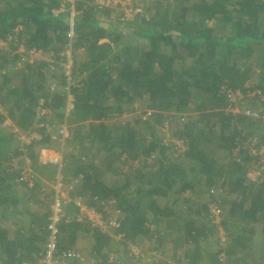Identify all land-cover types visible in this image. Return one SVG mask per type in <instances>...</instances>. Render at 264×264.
<instances>
[{"label": "trees", "instance_id": "trees-1", "mask_svg": "<svg viewBox=\"0 0 264 264\" xmlns=\"http://www.w3.org/2000/svg\"><path fill=\"white\" fill-rule=\"evenodd\" d=\"M91 2L77 1L82 14L76 18L74 36L70 39V12L66 10L56 17L52 14L62 0H0V41L8 45L6 51L0 48V128H5L4 124L16 119L18 114L33 112L35 117L39 100H44L47 106L53 104L55 109L61 108L67 92L81 88L77 100L73 96L75 108L82 106L77 121H85L90 116L92 119L75 132L68 148L70 159L67 157L64 162L60 176L73 185L77 194L88 196H84L86 201L97 197L99 203L103 202L101 206H94L100 210L104 203L117 204L120 227L114 234L124 235L123 256L134 263L127 251L130 243L142 246L145 240L154 239L159 244L153 248L162 247L157 230L170 223L181 231L193 250L191 256L175 263L182 260L198 264L202 259L201 242H207L215 232L209 222L207 202L217 199L222 204L234 195L224 217V227L233 235L227 256L230 264L231 259L249 264L251 260L246 254L241 260L235 257L246 252L257 234L247 228L249 224L263 222L259 233L263 244L264 177L252 181L248 177L250 157L241 152L244 154L236 162L231 154L239 143L264 144V121L254 123L242 116L233 118L220 109L227 104L222 88L235 90L253 83L249 61L259 52L261 55L255 60L263 82L259 88L264 92V0H174L179 3L177 15L167 3L161 8L160 16L149 19L145 18L149 14L143 7L144 17L137 16L123 25L122 33L112 24L109 28L103 25L116 10L100 11L85 6ZM133 37L143 40L138 48L128 44ZM121 38L126 46L122 44L124 61L118 72L122 58L113 53L111 45L120 44ZM103 39L108 42L100 44ZM21 46L25 53H16ZM68 48L72 50V78L83 84L79 87L71 85L62 69H52L46 60L51 57L59 61L61 53ZM29 51L39 53L40 57L32 58ZM13 71L21 77L17 83L21 88L16 91ZM134 105L146 112L143 113L145 120L136 119L133 125L105 122ZM259 106L264 110V101ZM87 108L93 113L88 115ZM165 116L170 119L172 143L161 140L158 126H162ZM43 125L41 139L26 146V149L38 147V157L40 149L52 148L56 144L53 141H58L50 140L51 131L56 130L47 123ZM248 125L251 127H245ZM14 136L19 139L18 133ZM9 140L4 141L3 148L10 142L11 149ZM100 148L107 157H113L112 164L105 168L114 177L108 182L93 181L87 172L96 165L94 160L100 156ZM13 149L9 151L13 152V162H8L1 171L0 188L4 185L6 191L0 189V207L11 212L13 209L20 218L19 203H29L33 198L25 193L26 200L21 201V190L31 194L39 183L37 175L52 166H44L33 152L29 153L34 186L28 187L18 173L21 161L17 163L16 158L20 151ZM122 156L125 161L120 160ZM80 176L84 177L82 184ZM201 178L213 180L211 186H216L222 194L200 191L197 180ZM190 191L193 196L185 199ZM69 204L74 207L73 203ZM75 214L76 208L73 215L66 212L71 220L59 225L57 250L78 251L74 244L85 233L87 238L93 237L96 255L104 248L111 252L112 243L116 242L91 223L74 220ZM0 216L5 220L6 214ZM48 236V225L31 226L24 230L22 239L16 238L13 242L0 230V264H20L25 258L26 262L37 258ZM260 250L264 260V248ZM71 264L86 263L75 259Z\"/></svg>", "mask_w": 264, "mask_h": 264}, {"label": "crops", "instance_id": "crops-1", "mask_svg": "<svg viewBox=\"0 0 264 264\" xmlns=\"http://www.w3.org/2000/svg\"><path fill=\"white\" fill-rule=\"evenodd\" d=\"M128 3L129 4L131 3L133 7H142V8L144 7L149 14V15L145 16V18H148V19L151 18L152 16L153 17L160 16V12L166 6L167 3L172 5V12H174V15H177V13L179 12V8H178L179 3L174 2V0H128ZM115 12L116 13H115V15H113V17L110 16V18H106L104 20L103 25L105 28H109L110 24H112V26L117 27L119 29L118 31L120 33H122L123 32L122 28L129 22H123L124 17L122 16V13L120 10H116ZM126 34H127V32L125 33V35ZM121 37H122V35H121ZM132 40L135 42H133ZM142 41L143 40H139V39H136V37H133V39H131V43H133L131 46L138 48ZM106 42H108V39L100 40V44H103ZM136 42H138L139 45L136 44ZM119 43L120 44H112L111 45L113 53L115 52V54L117 56H120L122 58V60H121L122 62L120 64H118V66H117L118 72L120 71V69L122 67V63L124 61V56L122 54V50H123L122 44H124V47L126 46V43H124V40L122 38H121ZM131 43H128V44L130 45ZM128 48L131 49V47H128ZM140 49H142V48H139V50ZM131 52H134L133 48L131 49ZM12 73H14V77H13V86H14L17 83H20L21 77L18 76L14 71ZM0 81H1V79H0ZM71 85L79 87V85H83V84H79V79H77L75 81V83H71ZM14 87H15V91H16L18 87L21 88V85L17 84V86H14ZM63 90L64 89L62 88V92H63ZM80 90H81V88H77L76 90H73V92L70 90L69 91L71 92L70 94L73 95L77 100V92H80ZM4 94H5V91L3 92V95ZM40 102H43L44 105L47 106V104L45 103L44 100H39L38 103L36 104V107ZM251 105L257 106L258 105L257 101H254L252 104L250 103V106ZM81 107L78 106L77 109L75 108L76 110L74 109V111L67 113L65 111L66 102L63 104V107L56 108V109L53 107V104L49 103L47 106L49 113L42 116L38 122H35L38 119L36 117L37 110L35 108V117H34L33 112H30V113L25 112L23 114H18L16 116V119L8 120V123L4 124L5 128H3V127L0 128V141H1L0 146L2 148L1 152H3V154L0 152L1 153L0 154V163H1L0 164V177L2 176L1 171L3 169H5L8 165L7 163L13 162V159L11 157L13 152L11 153L9 151H11L12 147H14V149H13L14 152L16 150L19 151L20 147L22 146V143L19 141V139L17 140L15 138L14 134L18 133L19 136L21 135V137L23 136L26 139H30V140H34L39 135L40 139H41V130L43 129V127H41L38 132H35L34 130H36L37 124L39 122L44 121L47 124L51 125L52 130L56 129L55 125L63 126L70 135V138H67L65 140L60 139L58 141H53L54 139H52V137L50 138V140H52L53 142H56V144L54 143L52 148H48V149H50L52 151H57L58 153H60L61 157L63 158L62 165H61V167H54V166L48 167V168H46L45 172L41 173L40 176H38L39 175L38 174L37 179L39 180V183H37L35 189H33V191H31L32 192L31 194L29 192L27 193V192L21 190V194H20L21 197H19L21 201L26 200V198L24 196L25 193L28 195H31L33 198L31 199V201L29 203H26V202H25L26 204L24 202L19 203L18 208L20 210V218L17 216L16 211H14L13 209L11 212L8 210L5 211V207H0V215L6 214V218H4L5 220L1 219V218H3V216H0V230H3V232L7 233L8 241L13 242L14 240H16V238L22 239V233L24 232V230L31 227V226L42 227V226L48 225V217L50 214L48 205L56 197L55 191L53 190V185L56 182L58 176L61 175L60 172L63 169V166L65 165L64 162H66L67 157L70 156L68 154L70 152V149H68V148L71 145V143L74 141V139H75L74 134L79 129V126L84 125L86 123V121H91L90 119H92V118H90L91 117L90 116L85 121H82V122L77 121L78 117L82 113ZM126 109H127V107L125 108V110ZM86 112H88V115L93 113V111L91 109H88V108H87ZM129 113H132V114H129ZM134 113H136V112H133L132 110L125 111L120 116L116 115V116L112 117V119L110 121L105 120V122L124 124L126 122H129V119L135 118V117L137 118V120H143V119L145 120V118H143V117H145L143 114L140 115V117H137V115L134 117ZM122 115H130L133 117H130L126 121L125 120L122 121L121 118H119ZM127 117H129V116H127ZM132 121L135 122V120H132ZM46 123H42V125L46 124ZM130 124L133 125V123H130ZM154 126H158V125L154 124ZM158 128L160 130L161 140L163 142H166L167 137L171 136L170 126H167V125L166 126H160V127L158 126ZM15 129H17V131H15ZM55 132L56 131H51L50 134L55 133ZM53 135H55V134H53ZM7 137L10 139L9 141L12 142L11 149H10V142L7 144V146L5 148H3L4 141L8 140ZM34 141H38V138H36ZM37 145L39 146V144H37ZM32 149H33L32 147H31V149H28L27 154L29 155V153H30V155H31V153L33 152V154L36 157H38L37 151L39 148L37 147L36 149H33V150ZM91 150L92 149L89 150V154L91 153V155H92ZM93 150H94V148H93ZM98 151L100 152V156H97L96 160H94V163L96 165H94L93 169L90 170L91 172L87 171L88 175L90 176V178L93 181H96V180H101L103 182L111 181V179H113L114 177H112L110 172L105 171V168L107 165L109 166L110 164H112L110 161L113 160L112 159L113 157H111L110 155L107 157L103 148L98 149ZM68 159H70V157H68ZM125 159H126L125 156H122L120 158L121 161H125ZM134 165H136V164H134ZM69 174L72 175L73 173L69 172ZM79 178H80V181L82 184L84 177L80 176ZM201 181L197 180V183H199L198 184L199 190L200 191H202L203 189H204L203 191H206L207 189L209 190L213 180H211V179L206 180L205 178H201ZM65 182H66V186L68 185L69 194L73 195V197H76L77 199H81V200L84 198V196L88 197L86 195L83 196V194H79V193L77 194V192H75L76 189L75 188L73 189V187H72L73 185L69 184V182H67V181H65ZM72 182H73V180H72ZM3 187H4V185L1 186V188L3 189L1 192L6 191L5 187L4 188ZM20 189H24V188H20ZM43 189H45V191H43ZM232 196H234V195H232ZM232 196H229V199L226 198L222 202V204L224 206L225 213L228 211L229 208H231V205L233 203V199H235ZM86 199L84 198L83 200L88 205L93 206V207L94 206H101V204L103 203V202L99 203V201L97 200V197H93L92 201L90 199L88 201H86ZM67 205L65 206V211L67 213H69L70 215H73L74 211H75V208H74L75 206L73 207L70 204H67ZM104 205H105V203H104ZM114 207L117 209V204H115ZM3 222H4V224H2ZM262 223L261 224H249V225H247L248 229L251 228V229L255 230V232L257 234H256V236H253V242L251 241L249 243L250 247L246 249V252H244L240 255H237L235 257L237 260H238V258H240V260H241V257L244 254H246V256L249 257L248 260H251L249 262V264H257L258 262H259L258 264H264V260L262 259L261 255H260L261 254L260 248L261 247L264 248V239H263V244H261L262 238H261V235L259 234V233H261V230L263 228ZM162 228L157 230V234L158 235L160 234V236H161V238H159V239L161 241L160 245L162 247H159L156 249L153 248L155 245L159 244L158 242H156L157 240H154V239L145 240L143 242V245L139 246V247L142 249V251H144L145 253H148V254L153 253V252L159 253L160 256L154 261L153 264H182V263H184V261L182 262V260L180 263H175V261L180 260V259L185 260L187 258V256H191L192 255L191 253L193 251L191 245L187 244V242H185V240L183 238L184 236H182L183 234H181V231H178V229L174 225H170V223H167L165 225V228H163V229ZM225 230H226V228H225ZM226 232L229 236V244H228V247H229L230 243H232L231 240L233 238V235H232V233L228 232L227 230H226ZM123 243H124V241L116 242V244L112 243L114 245V247H113V249H111L112 250L111 252L109 251V248H104L101 252L97 253V255H96V253L93 251V246H94L93 237L90 236L89 238H87L86 234L82 233L80 235V237L78 238V240L76 241V243L74 244V249L80 251L85 256H93V257L96 256V258L103 263L107 262L109 254H116L118 256V264H127V263L128 264H138V263H135V261H134V263H132V260L128 261V258L126 259L123 256L124 251H122V247H121V245ZM215 245H216V241L214 238V234H213V237L210 236L208 238L207 242L206 241L201 242L199 250L202 253V259L199 261L198 264H218L217 259L215 258L216 257L215 256V253H216ZM228 247H227L226 251L228 250ZM34 259H35V257L31 261H33ZM26 261H28L27 258L23 259V261H21L20 264H24ZM231 262H232V264H244L243 262H235V259L234 260L231 259ZM246 264H247V262H246Z\"/></svg>", "mask_w": 264, "mask_h": 264}, {"label": "built area", "instance_id": "built-area-1", "mask_svg": "<svg viewBox=\"0 0 264 264\" xmlns=\"http://www.w3.org/2000/svg\"><path fill=\"white\" fill-rule=\"evenodd\" d=\"M78 0H62L60 7L58 9L52 10L53 16H58L60 13L66 12L68 10L70 12V39L74 36V24L77 16L82 14L81 10H78L76 4ZM69 5L70 7L66 8ZM85 6H93L95 10H103V9H114L120 10L122 16L124 17L123 22L133 21L137 16L143 17V8L142 7H133L132 4L128 3V0H92L91 3H88ZM71 45V44H70ZM5 50L6 47H0ZM22 54L25 53V49L21 46L18 52ZM28 54L34 58H39V53L28 52ZM46 60L51 63V68L55 69V67L62 69L66 79L70 83H75L77 79H73V58H72V50L68 48L64 52L61 53L59 61L55 62L51 59V57H47ZM81 79V78H80ZM246 88V89H245ZM70 93V92H69ZM222 93L226 94L227 104L225 105L223 111L226 114H230L232 116L241 115L247 118L249 121L261 122L264 121V110L261 106H259L264 101V92L260 89H257L253 85L246 84L242 89H222ZM254 101H258V106H250ZM75 99L73 95H67V105L66 112L70 113L75 109ZM36 117L39 120L45 114H48L49 111L43 102H40L37 107ZM44 127V125L40 124V128ZM60 137L54 136V139H67L69 134L64 127H61L58 131ZM38 141L40 140V136L38 135ZM35 138V139H36ZM34 139V140H35ZM20 142L22 141L23 147L21 148L20 155L16 158V162L21 161V165L18 167V173L20 175V179L24 181V183L28 187H33L34 179H33V169L31 168V159L27 156L26 146L30 145L34 140L26 139L25 137H19ZM26 142V143H25ZM244 152L250 157L251 162L249 163V167L251 168L248 174V177L252 181H257L259 176L260 179L264 177V144H259L256 141H247L246 143H239L233 149L231 154L232 158L236 162L240 161L242 156L241 153ZM39 161L44 166H54L61 167L63 159L59 153L51 151L47 148H43L39 151ZM260 179H258L260 181ZM74 183H77L74 181ZM53 190L55 191L56 197L52 202L49 203V217H48V231L49 236L47 238V244L44 250L41 251V254L37 256L33 261L25 262L24 264H71V261L77 259L81 263L86 264H118V256L116 254H109L106 263L101 262L96 257L93 256H85L79 251H70V252H60L57 250V235L59 233V225L63 223L64 220H71L65 212V206L69 203H73L76 208V214L74 216V220L78 222H89L92 224L93 228H97L103 234H108L115 242L123 241L122 234H114L116 230L120 227L119 222V213L117 209L114 207L115 202L111 201L107 205L105 204L102 210L87 205L81 199H71L69 194L68 185L66 186L65 180L59 175L56 182L53 185ZM45 191V189H43ZM222 191L218 189L216 186H212L210 188V195H217V193ZM193 193L187 192L185 194V199L191 198ZM207 212L210 224L214 227V231L216 234V258L218 264H230L226 249L229 244V236L224 227V208L221 202L217 199H210L207 202ZM127 250L129 252L130 257H133L135 263L138 264H153L154 261L158 258L155 254L151 255L142 251V249L135 244L127 245ZM88 261V262H87ZM182 264H188L186 262Z\"/></svg>", "mask_w": 264, "mask_h": 264}, {"label": "rangeland", "instance_id": "rangeland-1", "mask_svg": "<svg viewBox=\"0 0 264 264\" xmlns=\"http://www.w3.org/2000/svg\"><path fill=\"white\" fill-rule=\"evenodd\" d=\"M133 42H135V41H133ZM131 44H133V43H131ZM136 44H138L139 45V43L138 42H136ZM6 47V44L5 43H1L0 44V47ZM260 53V52H259ZM259 53L258 54H256L255 55V59L257 58V57H259L260 55H261V53H260V55H259ZM258 55V56H257ZM257 56V57H256ZM255 59H251L250 61H249V65H250V67H251V70L253 71L252 72V76L254 77V80H253V83H250V85H253L254 87H256L257 89H260L259 88V86H263V82L261 81V77H260V74H259V67H258V64H257V61L255 60ZM247 83H249V82H247ZM259 84V85H258ZM246 89V88H245ZM195 100V98H193V101ZM197 101V100H196ZM200 103L199 102H197V106L199 105ZM130 110H132L133 112H136V113H134V117L137 115V117H140V115H142L143 113H146V112H143L142 110H140V109H138V106H136V105H134V106H131V107H128L125 111H130ZM129 114H132V113H129ZM167 115V114H166ZM127 116H129V117H127ZM130 117H133V116H130V115H122L121 117H119V118H121V120L123 121V120H127V119H129ZM137 118L135 117V118H131V119H129V122L130 123H134V121H132V120H136ZM165 120H164V122L162 123V126H165L166 124H167V122H166V120H168V123H170V121H169V119H167L166 118V116H165V118H164ZM118 121V120H117ZM249 128H250V126H249ZM206 192H207V190H206ZM184 211H186V210H184ZM119 242H121V241H119ZM151 255H153V254H155L154 252L153 253H150ZM158 257L160 256L159 254H156ZM128 264V263H127Z\"/></svg>", "mask_w": 264, "mask_h": 264}, {"label": "clouds", "instance_id": "clouds-1", "mask_svg": "<svg viewBox=\"0 0 264 264\" xmlns=\"http://www.w3.org/2000/svg\"><path fill=\"white\" fill-rule=\"evenodd\" d=\"M1 43H5V44H6V42H3V41H0V44H1ZM2 50H3V49H2ZM6 50H8V45H7V44H6V49H5V51H6ZM16 53H18V51H16ZM222 89H223V88H222ZM241 89H242V88H241ZM260 90H261V89H260ZM68 93H69V92H67V95H68ZM65 102H66V105H67V96H66V101H65ZM224 107H225V106H224ZM224 107H223L222 109H220L221 112H224V111H223ZM65 111H66V109H65ZM73 111H74V110H73ZM71 112H72V111H71ZM224 113H225V112H224ZM225 115L232 116V115H230V114H226V113H225ZM184 116H186V115H184ZM237 116H241V115H237ZM232 117L234 118V117H236V116H232ZM242 117H243V116H242ZM244 118H245V117H244ZM246 119H247V118H246ZM38 121H39V120H36L35 122H38ZM169 121H170V119H169ZM247 121L249 122L248 119H247ZM42 123H43V122L41 121V122H39V123L37 124V128H36V130H34L35 132H38V131L40 130V124H42ZM254 123H257V122H254ZM166 125L169 126L170 123H168V121H167V124H166ZM166 125H165V126H166ZM56 126H57V127H56ZM249 126H250V125L245 126V127L249 128ZM61 127H63V126L55 125V128H56L55 130H56V133L59 135V137H60V134L58 133V131H59V129H60ZM250 127H251V126H250ZM15 131H17V129H15ZM53 134H54V133H52V139H54L53 137L56 136V135H53ZM68 134H69V133H68ZM20 136H21V135H20ZM20 136H19V137H20ZM54 140H57V139H54ZM172 140H173V138H171V136H168L166 142H167V143H170V142L172 143ZM19 141H20V140H19ZM34 142H37V141H34ZM21 143H22V141H21ZM173 143H174L175 145H177L178 147H180V145L178 144V142L174 141ZM22 144H23V143H22ZM22 147H23V145L20 147L19 151L21 150ZM181 148H185V146H183V147H181ZM25 149H26V147H25ZM28 149H29V148L26 149V150H27V151H26L27 153H28ZM42 149H43V148H42ZM47 149H48V148H47ZM40 150H41V149H40ZM40 150H39V151H40ZM49 150H50V149H49ZM51 151H52V150H51ZM54 152L58 153L57 151H54ZM20 153H21V151H20ZM38 153H39V152H38ZM59 154H60V153H59ZM27 156L29 157L28 154H27ZM62 159H63V158H62ZM211 187H212V186H211ZM211 187H210V188H211ZM210 188H209V190L207 189V192H210ZM207 192H206V193H207ZM222 206H223V205H222ZM223 208H224V206H223ZM224 212H225V210H224ZM224 217H225V216H224ZM214 238H215V241H216V234H215V232H214ZM135 245H137V244H135ZM216 245H217V243H216ZM216 245H215V247H216ZM138 246H139V245H138ZM215 249H216V248H215ZM226 252H227V251H226ZM216 259H217V258H216ZM228 259H229V258H228ZM229 262H230V261H229ZM217 263H218V262H217Z\"/></svg>", "mask_w": 264, "mask_h": 264}]
</instances>
